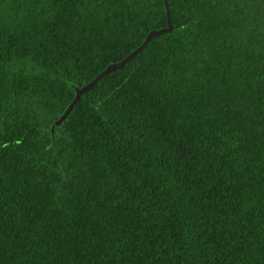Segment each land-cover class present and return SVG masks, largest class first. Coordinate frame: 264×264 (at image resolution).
<instances>
[{"label": "trees", "instance_id": "trees-1", "mask_svg": "<svg viewBox=\"0 0 264 264\" xmlns=\"http://www.w3.org/2000/svg\"><path fill=\"white\" fill-rule=\"evenodd\" d=\"M0 0V264H264V0Z\"/></svg>", "mask_w": 264, "mask_h": 264}, {"label": "water", "instance_id": "water-1", "mask_svg": "<svg viewBox=\"0 0 264 264\" xmlns=\"http://www.w3.org/2000/svg\"><path fill=\"white\" fill-rule=\"evenodd\" d=\"M165 2V7H166V13H167V27L166 28H162L159 30H152L148 33V35L146 36L143 44L136 49L135 51H133L130 55H128L125 59H123L121 62L119 63H114L109 65L104 71H102L94 80H92L90 83H88L87 85L83 86L82 88H75V98L72 101V103L69 105V107L66 109V111L64 112V114L62 116H60V118L55 122V124L53 125L51 131L52 133L55 132V127L56 126H61V124L68 118V116L70 115V113L73 111L75 105L77 104V102L79 101V99L87 92H89L91 89H93L95 87V85H97L104 77L108 76L111 73H115L121 69H123L126 65H128V63L133 60L140 52H142L147 45L151 42L152 39L164 35L166 33H171L174 26L171 23V15H170V8H169V3L168 0H164Z\"/></svg>", "mask_w": 264, "mask_h": 264}]
</instances>
